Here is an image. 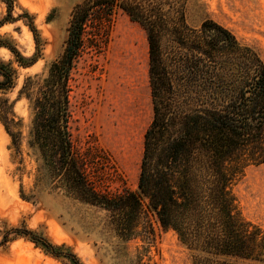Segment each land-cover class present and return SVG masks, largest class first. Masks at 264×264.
<instances>
[{
	"label": "trees",
	"instance_id": "16d2710c",
	"mask_svg": "<svg viewBox=\"0 0 264 264\" xmlns=\"http://www.w3.org/2000/svg\"><path fill=\"white\" fill-rule=\"evenodd\" d=\"M0 2L6 7L0 27L25 20L35 43L26 59L0 39L13 57L0 60V124L18 170L23 155L34 159L32 194L48 189L105 210L122 241H152L155 223L174 232L192 264H264V228L242 216L233 191L248 170L264 164V62L254 49L211 20L190 27L187 0H81L71 11L63 53L46 73L26 76L10 102L3 96L17 87L13 64L31 67L41 43L32 16L22 11L14 18L15 0ZM118 12L146 36L152 117L136 190L109 194L101 188L105 153L89 144L81 150L74 139L71 93L77 62L88 50L100 52ZM21 100L26 123L14 112ZM16 237L82 264L25 225L3 231L0 246Z\"/></svg>",
	"mask_w": 264,
	"mask_h": 264
},
{
	"label": "rangeland",
	"instance_id": "374dc122",
	"mask_svg": "<svg viewBox=\"0 0 264 264\" xmlns=\"http://www.w3.org/2000/svg\"><path fill=\"white\" fill-rule=\"evenodd\" d=\"M81 0H15L13 17L28 12L41 43V56L29 68L16 64L17 87L3 97L12 102L26 76L46 73L64 51L73 7ZM6 7L0 2V20ZM185 20L199 27L211 20L254 49L264 62V0H187ZM0 39L29 59L35 43L25 20L0 27ZM0 60L13 62L1 47ZM72 132L79 149L92 145L107 157L101 188L109 194L136 190L143 134L152 117L147 77V42L142 28L118 12L100 52L87 51L73 71ZM16 116L26 123L24 100L14 103ZM26 151V148L23 147ZM23 168L13 160L10 139L0 124V241L2 233L25 225L55 245H64L82 264H192V253L172 231L153 223L154 237L119 239L105 210L60 193L41 189L32 194L34 159L23 155ZM21 191L29 200H23ZM244 218L264 228V164L250 169L235 185ZM12 237V235H11ZM0 264H69L46 254L22 237L0 246Z\"/></svg>",
	"mask_w": 264,
	"mask_h": 264
}]
</instances>
